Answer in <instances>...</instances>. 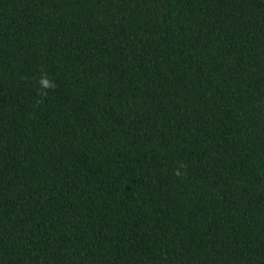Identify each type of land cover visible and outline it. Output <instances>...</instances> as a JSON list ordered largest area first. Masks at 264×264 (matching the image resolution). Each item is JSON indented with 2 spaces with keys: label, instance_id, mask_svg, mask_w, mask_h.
<instances>
[{
  "label": "trees",
  "instance_id": "1",
  "mask_svg": "<svg viewBox=\"0 0 264 264\" xmlns=\"http://www.w3.org/2000/svg\"><path fill=\"white\" fill-rule=\"evenodd\" d=\"M0 264H264V0H0Z\"/></svg>",
  "mask_w": 264,
  "mask_h": 264
}]
</instances>
